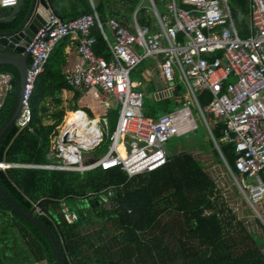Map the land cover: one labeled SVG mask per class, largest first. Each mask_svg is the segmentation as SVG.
I'll return each mask as SVG.
<instances>
[{
  "label": "trees",
  "instance_id": "obj_1",
  "mask_svg": "<svg viewBox=\"0 0 264 264\" xmlns=\"http://www.w3.org/2000/svg\"><path fill=\"white\" fill-rule=\"evenodd\" d=\"M49 1L55 14L64 21L93 11L89 0H78L80 9L66 12L58 8L57 0ZM139 1L99 0L95 10L104 20L109 15L129 23ZM30 4L31 0H23L16 13L8 11L1 16L0 32L17 30L27 17ZM233 4L230 9L239 35L247 37L249 0H233ZM146 17V10H140L138 19L142 25ZM91 33L96 40L95 54L109 59V48L99 30L93 28ZM57 45L34 83L28 126L20 128L14 122L0 138V163L36 166L0 169V190L11 203L0 194V264H59L58 250L61 264H130L132 259L140 264H264L260 247L264 238L257 239L247 231L229 208L215 180L189 154L190 150L168 155L163 167L132 178L119 168H98L82 175L41 168L51 163L48 155L55 152L59 132L67 120L63 119L64 112L58 110L49 115L51 124H43L50 110L47 100L59 107L63 103L62 91H72L62 71L64 52ZM0 73H9L13 78L12 91L0 110L1 131L15 114L20 75L11 64L0 65ZM184 90V86L177 84L172 97L161 101L149 96L151 91L143 90L145 116L157 119L183 107ZM81 96V91L74 92L72 111L81 109L94 118L90 108L78 105ZM211 100L209 91L198 96L202 108ZM115 112L117 115L118 110ZM198 131L197 128L195 133ZM213 134L225 161L238 177L234 144L219 142L221 126ZM206 135L201 132V138L190 147L204 148ZM107 143L108 139L93 151L94 157L106 153ZM215 153L218 155L217 150ZM110 189L114 191L112 205L105 209L101 196ZM62 202L77 214L75 223L68 224L63 213L60 215ZM76 202L86 205L75 211L71 204ZM35 207L39 210L40 224L26 217ZM103 222L102 231L111 224L117 233H107L108 244L97 245L103 241L98 232L86 231ZM115 245L117 249L113 250Z\"/></svg>",
  "mask_w": 264,
  "mask_h": 264
},
{
  "label": "built area",
  "instance_id": "obj_2",
  "mask_svg": "<svg viewBox=\"0 0 264 264\" xmlns=\"http://www.w3.org/2000/svg\"><path fill=\"white\" fill-rule=\"evenodd\" d=\"M19 1L0 0V6L16 8ZM148 1L149 7L139 4L129 23L114 16L102 19L92 0V13L67 21L49 9L48 20L25 50L30 65L17 126L25 128L30 122L29 98L55 46L65 38L75 39L81 63L68 75L69 86L76 91L99 88L107 100L116 104L118 120L110 133L104 115L106 134H103L97 120L81 110L74 111L73 114L81 115L74 120L67 118L55 152L49 154L52 162L41 168L81 175L98 168H119L129 178L153 172L167 164L165 144L172 137L196 131L198 126L190 108L194 102L227 173L264 225V214L259 209L264 205V0H249L247 37L239 35L227 0ZM142 9L147 14L143 25L138 19ZM93 28L106 40L109 59L95 54ZM148 59H158L165 83L163 97H172L176 75L187 91L183 107L157 119L145 116L142 83L131 78ZM12 80L11 74L0 73V110L12 91ZM205 91L211 93L212 100L202 108L198 96ZM218 126L222 127L219 142L235 146L238 177L214 137L213 131ZM105 138L106 153L87 159L85 155L103 144ZM120 145L125 156L120 154ZM189 154L202 163L197 150H190ZM11 167L36 166L0 163L1 170ZM113 196V189L103 194V206L110 209ZM61 207L66 222L75 223L77 214L64 202Z\"/></svg>",
  "mask_w": 264,
  "mask_h": 264
},
{
  "label": "rangeland",
  "instance_id": "obj_3",
  "mask_svg": "<svg viewBox=\"0 0 264 264\" xmlns=\"http://www.w3.org/2000/svg\"><path fill=\"white\" fill-rule=\"evenodd\" d=\"M140 3L142 2V5L145 7H149L150 3L148 0H140ZM158 2V0H157ZM229 7H231L232 9L234 8V4H233V0H227ZM160 12L164 11V8L161 7L160 5L158 6ZM240 15H242V13L240 12ZM238 26V25H237ZM136 74L138 73H132L131 78L133 80L137 79L136 78ZM176 84H180L182 86H184V83L182 81V79L180 78V76L176 75ZM185 88V86H184ZM68 100H63V103L61 106L59 107H55L54 104L50 101L47 100V104L50 106V110L47 113L46 117H44V119L42 120V122L44 124H51L52 121L48 120L49 115H51L52 113L58 111V110H62L64 112V117L63 119L65 120L68 117H71L73 114L72 111V106H73V99H71V101ZM111 104L113 105V108L111 111H109L108 113V119L110 122V126L108 127V131L111 133L114 130V126L116 125V121H117V115L115 112V106L114 103L111 100ZM190 108L192 111V114L194 116L195 122L198 125V133H195V131L191 132L190 134L181 136V137H172L166 144H165V149L168 155L171 156H175L178 153H181L183 151L186 150H197L200 155L201 158L203 159L202 161V165L205 169V171L207 172V174L212 177L216 182V185L218 187V189L220 190L224 200L226 201V203L228 204L229 208L235 213L237 219L245 226V228L247 229L248 232H250V234H254L256 236L257 239H261L264 238V225L259 222V220L256 218L254 212L252 211L250 205H248L246 203V201L244 200V197H242V195H240L238 188L234 185L233 180L231 179V177L229 175H225L223 176L222 174H224L225 172V165H224V161L222 160V158L220 157V155L215 153V150H217V148L215 147V144L212 143V141L210 140L208 133L206 132L205 129V124L203 123V120L201 118V115L199 113V110L197 109L196 105L194 104V102L190 103ZM114 109V110H113ZM97 117V116H96ZM98 119L97 121L100 124V129L103 131V134H106V130L105 127L102 124V118L98 117L96 118ZM204 129V131H203ZM201 132H206V137L204 139L205 141V147L204 148H194V147H190L191 144L193 143L194 140H197L198 137L201 138ZM203 138V137H202ZM106 140V138H105ZM211 143L213 144V146L211 145ZM95 153L90 152L87 153L85 156L87 159H91L94 157ZM103 156V155H102ZM221 176H223V179H221ZM86 205V203L84 202H76L71 204V207L73 210L76 211L77 208H84ZM69 207V206H68ZM105 209H109L106 206H103ZM259 209L261 210L262 214H264V205H260ZM60 215H62V208L60 210ZM97 224H98V218H96L94 220ZM103 224H105L104 222L101 225H96L95 227H92V229L88 228V231H86V233H90L93 230H96V232H98V235L101 236V238L103 239L102 242L97 243V245H103V244H108V235L107 233H110L111 235L116 234V230L114 229V227L111 226V224L106 225L105 229H103L102 231V226ZM260 247L262 249V251L264 252V243H260ZM113 250L117 249V246L115 245V247ZM130 264H140L138 260L136 259H132Z\"/></svg>",
  "mask_w": 264,
  "mask_h": 264
},
{
  "label": "crops",
  "instance_id": "obj_4",
  "mask_svg": "<svg viewBox=\"0 0 264 264\" xmlns=\"http://www.w3.org/2000/svg\"><path fill=\"white\" fill-rule=\"evenodd\" d=\"M57 1H58V8L62 9L65 12L66 11H72L74 8H77L79 10L81 7L78 0H57ZM92 1L95 5V3H97L99 0H92ZM89 2H90V0H89ZM22 3H23V0H20L19 5L17 6L16 10H10V9L5 10L4 8H2L0 6V17L5 15L6 13H8V11L16 13L18 11V9L22 6ZM31 4H32V0H31ZM31 4H30V7H31ZM90 4H91V2H90ZM106 18H107V16H106ZM105 42H106V40H105ZM106 44H107V42H106ZM57 46H58V48H60L64 52L65 63L63 65L62 71L65 74V76L68 77V75L74 70V68L78 64L81 63V59L79 57V54H78L77 48H76V46H77L76 41H75V39H72V38H65L61 42H59V44ZM107 46H108V44H107ZM135 72L138 73V74H136L137 79H135V81L141 82L143 90H145L147 93L149 91H151V95L148 93L149 96H152L154 98V100H156V101H161V100L167 99V98L162 96V92L165 90V83H164V80H163L161 73L159 71V68H158V59H148L147 61L142 63L134 71V73ZM75 91L76 90H74L73 88H72V91L63 90L62 95H61L62 100L70 99L69 101H71V99H73V105H74V92ZM81 92H82V96L80 97V99L77 102L78 105L80 107L90 108L92 110L94 116H95L92 119L98 120L96 118L101 117L103 120L104 115H106V118L108 121V127H109L110 122L108 119V113L113 108V105L111 104V100H107L99 88H95V89H91V90H84ZM183 95H184V97L187 95L186 89L184 90ZM107 105L110 106L109 109L106 108ZM114 106H115V109L118 110L115 103H114ZM79 110H81V109H79ZM81 111H83V110H81ZM83 112H85V111H83ZM71 117H69V119ZM117 120H118V114H117ZM116 123H117V121H116ZM48 158L50 160L49 155H48ZM50 161L52 162V160H50ZM226 174L229 175L227 173V170L225 167V172L222 175L225 176ZM223 176H221V179H223Z\"/></svg>",
  "mask_w": 264,
  "mask_h": 264
},
{
  "label": "water",
  "instance_id": "obj_5",
  "mask_svg": "<svg viewBox=\"0 0 264 264\" xmlns=\"http://www.w3.org/2000/svg\"><path fill=\"white\" fill-rule=\"evenodd\" d=\"M9 9L16 10L17 7L9 8ZM49 9H53L52 4L49 0H32L31 7L23 24L13 32H0V65L3 64L14 65L18 69L20 75L18 105L15 114L13 115L11 120L0 131V138L7 131V129L14 122H16V119L19 117L21 113V105L23 101L25 86L27 84L26 79L29 68V64H28L29 55L25 53V50L31 43L32 39L34 38L38 30L48 20V17L50 15ZM0 194L7 200V198L3 195L1 190H0ZM36 210L37 208L35 207L30 214L26 215V217L40 224V222L38 221L39 212ZM58 261L59 264H61V255L59 250H58Z\"/></svg>",
  "mask_w": 264,
  "mask_h": 264
},
{
  "label": "bare ground",
  "instance_id": "obj_6",
  "mask_svg": "<svg viewBox=\"0 0 264 264\" xmlns=\"http://www.w3.org/2000/svg\"><path fill=\"white\" fill-rule=\"evenodd\" d=\"M81 114H73L72 115V117L70 118V120H74L76 117H78V116H80ZM81 141V140H80ZM94 142V139L92 140L91 139V143H93ZM83 143V142H82ZM118 149H119V151H120V154L122 155V156H125V152H124V149H123V146L122 145H120L119 147H118Z\"/></svg>",
  "mask_w": 264,
  "mask_h": 264
}]
</instances>
